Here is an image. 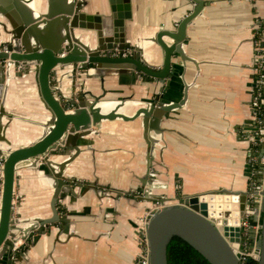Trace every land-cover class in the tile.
<instances>
[{
    "label": "crops",
    "instance_id": "0c3cea01",
    "mask_svg": "<svg viewBox=\"0 0 264 264\" xmlns=\"http://www.w3.org/2000/svg\"><path fill=\"white\" fill-rule=\"evenodd\" d=\"M48 1L0 0V7L7 12L0 15V22L9 26V19L15 21L16 14L36 12L33 4L46 5ZM59 1L52 0L56 6ZM86 1L87 13L104 14L109 9V0ZM201 1L204 8L188 27L185 45L195 63H187L182 79L181 60L174 59L176 77L167 80L171 86L162 94L167 102H179L186 83L190 85L188 100L162 121L161 138L153 133L158 140L153 167L148 170V145L141 118L105 121L98 133L86 140L87 146H80V155L64 168L63 174L75 189L73 194H63L57 207L61 218L70 220L69 225L46 227L43 235L33 231L17 257L11 256L19 260L16 264H139L146 251L144 219L154 204L141 201L139 196L153 180L150 172L163 184L160 193L168 196L169 205L177 204L180 196L248 193L251 161L258 154L243 130L254 128V24L264 22V2ZM195 7L190 0H132L133 17L127 22L131 46L160 31H175ZM145 57L156 69L163 64L159 45L147 43ZM147 79L137 74L105 78L110 107L107 112L132 116L143 102H152L167 88V83ZM69 84L67 77L64 90ZM85 90L101 94L100 78H87ZM6 110L17 117L7 130L13 143L24 146L39 136L38 122L44 108L32 75L11 82ZM47 158L55 160L58 169L67 155ZM20 170L15 218L19 199L22 221L50 218L53 174L28 164ZM80 184H93V190ZM249 231L251 241L257 240L256 228L251 226ZM8 259L0 258V264H7Z\"/></svg>",
    "mask_w": 264,
    "mask_h": 264
},
{
    "label": "water",
    "instance_id": "95a60500",
    "mask_svg": "<svg viewBox=\"0 0 264 264\" xmlns=\"http://www.w3.org/2000/svg\"><path fill=\"white\" fill-rule=\"evenodd\" d=\"M190 1L196 7L175 31H160L133 46L128 40L130 28L127 23L133 17L132 0H109V9L104 14L87 13L86 0H60L59 6L49 0L46 5L39 3L37 12L16 14L15 21L9 19V26L0 22V167L2 165L3 173L0 258H9L7 264L19 262L11 256L14 242L20 236L28 239L33 231L43 235L46 227L57 223L69 225L70 220L61 218L57 207L62 195L73 194L75 189V184L63 174L64 168L80 155V146H87L86 140L97 134L105 121L141 118L148 145V170L153 167L152 158L158 144L153 133L161 138L162 121L170 112L184 107L188 100L190 85L186 83L179 102H167L162 94L171 86L167 80L176 77L174 59L181 60L182 79L187 63L194 62L185 51L187 30L201 14L204 2ZM1 14L7 15V12L0 7ZM147 43L159 45L162 49L163 64L159 69L150 65L145 57ZM130 49L132 54L124 56ZM20 65L22 70H19ZM134 74L139 78L145 75L151 82L167 83V88L152 102H143L132 116L106 112L102 107V103L109 102L106 100L105 78ZM31 75L44 114L42 121L38 122L41 128L39 136L20 146L7 136L10 124L17 117L7 112L6 101L11 82ZM94 76L100 78L102 92L99 95L85 90L86 79ZM67 77L70 78V86L64 90ZM58 155H67V158L56 169V161L47 156ZM45 157L47 159L43 162L41 159ZM23 164L46 171L47 175L53 174L55 191L50 218L22 221L20 199L16 208L17 218H13ZM51 168L54 171L50 172ZM149 174L153 180L139 199L163 206L148 219L145 227L150 264H168V248L175 238L184 240L210 264H264V193L262 203L253 204L247 193L180 196L177 204L169 205L168 196L160 193L163 184L154 179V173ZM82 186L93 190V184ZM235 213L237 218L233 216ZM247 215L252 219L251 226L259 227V233L253 254L244 262L239 250L241 222Z\"/></svg>",
    "mask_w": 264,
    "mask_h": 264
},
{
    "label": "built area",
    "instance_id": "2783aa9c",
    "mask_svg": "<svg viewBox=\"0 0 264 264\" xmlns=\"http://www.w3.org/2000/svg\"><path fill=\"white\" fill-rule=\"evenodd\" d=\"M254 29L257 31L256 42H255V71H256V82H255V91L251 101V114L254 120V128L250 131H244L247 134L248 138L251 139L256 155L251 161V181L250 188L248 191L249 200L254 203H262L263 193H264V22H256L254 24ZM132 50H128L124 56H130ZM22 65L19 66V70H22ZM42 158L41 160H45ZM3 182V173L2 167H0V188L2 187ZM156 208L150 211L144 219L145 227L148 223V219L154 215L155 212L160 210L163 206L156 202ZM13 218L15 215L13 214ZM251 217L247 215L241 222V228L247 231L248 241L251 243L257 244L256 238L254 241H251L250 237V227H251ZM257 233H259V227H256ZM144 244L146 246V251L139 260V264H150L149 258V249L146 239V233L144 237ZM27 245L26 239H18L14 242V247L12 250L13 257L18 254L23 246ZM242 245V243H241ZM256 246V245H255ZM242 256V260L246 262L253 251L243 249L239 250Z\"/></svg>",
    "mask_w": 264,
    "mask_h": 264
},
{
    "label": "trees",
    "instance_id": "16d2710c",
    "mask_svg": "<svg viewBox=\"0 0 264 264\" xmlns=\"http://www.w3.org/2000/svg\"><path fill=\"white\" fill-rule=\"evenodd\" d=\"M168 203H170V200ZM12 257H13V253H12ZM16 257L17 254L15 258ZM168 264H210V263L184 240L180 238H175L172 240L168 248ZM252 264H257V262H253Z\"/></svg>",
    "mask_w": 264,
    "mask_h": 264
},
{
    "label": "rangeland",
    "instance_id": "374dc122",
    "mask_svg": "<svg viewBox=\"0 0 264 264\" xmlns=\"http://www.w3.org/2000/svg\"><path fill=\"white\" fill-rule=\"evenodd\" d=\"M2 167V165H1ZM156 206L155 204L152 205V208H150L148 211V213H150V211H152L153 209H155ZM147 213V214H148ZM241 243H242V248L243 249H246V250H249V251H253L254 248L256 247L254 243H251L250 241H248V237H247V231L243 228H241Z\"/></svg>",
    "mask_w": 264,
    "mask_h": 264
},
{
    "label": "bare ground",
    "instance_id": "6f19581e",
    "mask_svg": "<svg viewBox=\"0 0 264 264\" xmlns=\"http://www.w3.org/2000/svg\"><path fill=\"white\" fill-rule=\"evenodd\" d=\"M34 8H35V11L37 12L38 11V7H39V5H35V4H33L32 5ZM108 102H105V103H102V107L105 109V111L107 112L108 110H109V105L107 104ZM43 118V117H42ZM36 139V138H35ZM34 139V140H35ZM233 216H235V218H237L238 217V215H237V213H235ZM232 220L235 222V220L232 218Z\"/></svg>",
    "mask_w": 264,
    "mask_h": 264
}]
</instances>
